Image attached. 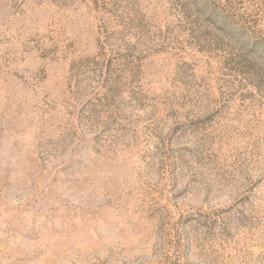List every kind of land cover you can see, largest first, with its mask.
Returning a JSON list of instances; mask_svg holds the SVG:
<instances>
[{
  "label": "rangeland",
  "instance_id": "1",
  "mask_svg": "<svg viewBox=\"0 0 264 264\" xmlns=\"http://www.w3.org/2000/svg\"><path fill=\"white\" fill-rule=\"evenodd\" d=\"M0 264H264V0H0Z\"/></svg>",
  "mask_w": 264,
  "mask_h": 264
}]
</instances>
